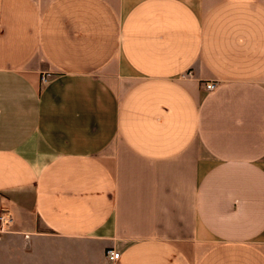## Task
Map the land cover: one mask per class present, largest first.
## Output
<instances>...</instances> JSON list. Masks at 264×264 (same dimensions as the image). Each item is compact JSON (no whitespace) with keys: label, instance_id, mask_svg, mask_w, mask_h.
<instances>
[{"label":"crops","instance_id":"1","mask_svg":"<svg viewBox=\"0 0 264 264\" xmlns=\"http://www.w3.org/2000/svg\"><path fill=\"white\" fill-rule=\"evenodd\" d=\"M1 210L62 264H264V0H0Z\"/></svg>","mask_w":264,"mask_h":264},{"label":"rangeland","instance_id":"2","mask_svg":"<svg viewBox=\"0 0 264 264\" xmlns=\"http://www.w3.org/2000/svg\"><path fill=\"white\" fill-rule=\"evenodd\" d=\"M0 214L12 220V223L0 234L1 264L5 260L8 261V264L18 261L20 264H26V260L28 264L29 262L31 264H46L49 259L50 261L54 259V264H62L61 252H49L60 249L61 243L48 235V230L39 220L21 217L6 210H1ZM27 230L31 232H25ZM3 252H20L21 257H4ZM72 255H74L73 252L68 256L74 258ZM10 260L11 262H9ZM75 260L77 261V259Z\"/></svg>","mask_w":264,"mask_h":264},{"label":"built area","instance_id":"3","mask_svg":"<svg viewBox=\"0 0 264 264\" xmlns=\"http://www.w3.org/2000/svg\"><path fill=\"white\" fill-rule=\"evenodd\" d=\"M45 81V79H43ZM214 84L210 83L207 85V90H212L214 88ZM12 223V220H9L6 216H1L0 214V234L4 232V230ZM120 254L115 252L113 249H107L105 251V258L109 262H116L119 259Z\"/></svg>","mask_w":264,"mask_h":264}]
</instances>
